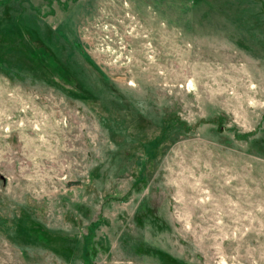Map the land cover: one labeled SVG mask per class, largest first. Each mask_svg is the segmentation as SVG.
Segmentation results:
<instances>
[{
	"label": "rangeland",
	"instance_id": "rangeland-1",
	"mask_svg": "<svg viewBox=\"0 0 264 264\" xmlns=\"http://www.w3.org/2000/svg\"><path fill=\"white\" fill-rule=\"evenodd\" d=\"M0 264H264V0H0Z\"/></svg>",
	"mask_w": 264,
	"mask_h": 264
}]
</instances>
